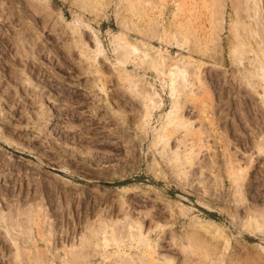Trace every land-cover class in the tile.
I'll return each mask as SVG.
<instances>
[{"label":"rangeland","instance_id":"rangeland-1","mask_svg":"<svg viewBox=\"0 0 264 264\" xmlns=\"http://www.w3.org/2000/svg\"><path fill=\"white\" fill-rule=\"evenodd\" d=\"M249 6L264 24V0H0V264H264V48ZM116 44L138 55L122 63ZM173 66L189 74L187 125L164 127ZM94 228L125 241L103 248Z\"/></svg>","mask_w":264,"mask_h":264},{"label":"bare ground","instance_id":"bare-ground-1","mask_svg":"<svg viewBox=\"0 0 264 264\" xmlns=\"http://www.w3.org/2000/svg\"><path fill=\"white\" fill-rule=\"evenodd\" d=\"M251 2H253V1H251ZM256 6H258L256 3H254ZM252 5V4H251ZM246 7V6H245ZM250 7V6H249ZM259 7H257V9H258ZM247 9V8H246ZM250 9H251V7H250ZM249 9V10H250ZM252 11H251V13H249L248 14V16H246V17H248L249 18V22H250V24H249V26L252 28L251 30L256 34V35H258V37L260 38V41L258 42L257 41V45H259V46H261L262 48H264V24L261 22L262 21V19L260 20L259 18L260 17H258V15H257V10H256V7H253L252 6V9H251ZM261 10V9H260ZM247 11H248V9H247ZM246 12V11H245ZM258 12H261V11H258ZM248 13V12H247ZM248 22V23H249ZM264 22V21H263ZM261 24H262V26H261ZM259 32V33H256V32ZM253 33V34H254ZM254 36V35H253ZM254 37H257V36H254ZM258 38V39H259ZM256 39V38H255ZM95 46H96V50L98 51V53H100L101 51H102V48H101V44L99 43V41L97 40V39H95ZM258 46V47H259ZM260 48V47H259ZM114 51H116L117 52V55H118V58H119V60H121V62L122 63H124V62H127V59H128V55L129 54H131V55H138V50L135 48V47H131L129 50H124V48H123V46L122 45H119V44H116V46H115V48H114ZM260 51V53H263L264 51L263 50H259ZM158 56H160V55H158ZM120 57H121V59H120ZM124 57H125V60H124ZM142 57H143V59H146V63H149V66H152V68H156V69H159L160 68V66L162 67L163 66V64H162V57H158L157 58V56L156 57H154V58H156V59H147L148 58V56H147V53H144V55H142ZM94 58H96V55H94ZM258 71L260 72L261 71V73L263 72V75H264V64H262V63H259V65H258ZM258 73V72H257ZM256 72H254V73H251L250 72V75H252V76H258V74H257ZM262 75V76H263ZM168 76L170 77V97H171V100H172V102H171V108H170V111L166 114V117H167V120H168V122L164 125V127L168 124V123H170V122H174V121H176L179 125H187V123L186 122H184L182 119H181V116L180 115H178V111H180L181 109H182V107H183V105H184V103L182 102V99H179L177 96L181 93H183L184 91H183V88H185V87H187L188 85H189V82H188V77H189V74H188V70H187V67H185V66H183V67H179V66H173V68L171 69H169L168 70ZM262 76H261V79L263 80L264 79V77L262 78ZM137 80V81H136ZM135 81H132V80H130L129 81V85H128V87H129V90L130 91H132V92H140V90H139V87L137 86V82H138V79H136ZM146 82V81H145ZM147 83V85L150 83V82H146ZM152 86V85H151ZM141 89H143L144 90V88L142 87ZM152 89H153V87H152ZM143 90L141 91V92H143ZM140 92V93H141ZM147 92V91H146ZM180 94V95H181ZM185 94V93H184ZM144 95H146V102H145V112H144V116H143V118L144 119H148L150 116H151V113H152V111H153V109H157V108H159V106H160V99H158L159 98V95H158V93H156L155 91H154V89H153V91L152 92H149V93H144ZM179 95V96H180ZM185 96V95H184ZM178 117H180V118H178ZM160 138L161 137H159L158 138V140H160ZM177 160V159H176ZM31 208V207H30ZM28 212V214H26V212L25 213H23V214H26V216L28 217V220L30 221L32 218H34V216H32V215H30L31 213H33V211L32 212H30L31 210H27ZM22 213L20 212V215H21ZM34 215V214H33ZM14 216H15V214H14ZM32 216V217H31ZM5 217V216H4ZM4 217H3V215H1L0 214V218H2V220L4 219ZM38 217V216H37ZM8 218H9V216H8ZM10 218H11V216H10ZM13 218H15V217H12V219ZM43 219V218H42ZM8 220V219H7ZM6 220V221H7ZM17 220V219H16ZM15 221V220H14ZM41 221H44V220H41ZM8 222V221H7ZM10 222V221H9ZM17 222V221H16ZM21 222V221H20ZM34 222V220H32L31 221V223H33ZM24 223V222H23ZM30 223V224H31ZM42 223V222H41ZM8 224V223H7ZM9 224H12V223H9ZM9 224H8V226H9ZM19 224V223H18ZM37 224H38V222H37ZM13 225V228L11 227ZM10 227V229H14L15 230V228L17 227V223H15L14 222V224H12ZM27 225V224H26ZM28 226V225H27ZM25 226V225H23V224H21V231H20V233H21V237L23 236H27V240H20V242H21V245L23 244V248H24V244L25 245H27L28 244V246L30 245V244H32V243H30V241H33V237L32 236H30V234H32V231H31V229H30V227L28 226ZM46 228V227H45ZM18 229V228H17ZM39 229V231H41L40 229L41 228H38ZM101 229V228H100ZM93 230V229H92ZM43 231V230H42ZM46 231H47V229H46ZM48 231H49V229H48ZM6 233L5 234H7L6 236H8L9 237V240L10 241H12L11 243H13L15 246H17V243H16V241H17V238L19 237V236H17V238H16V236L15 235H13V234H11V230H6L5 231ZM18 232V231H17ZM44 232V231H43ZM93 233H92V235L93 236H97L96 234L98 233L99 235H102V238H98V240L97 241H100V239H101V241H102V244H103V248H105L106 246H108V245H110L109 243H110V241H112V242H114L116 245H118L119 246V244L120 243H123L124 241H125V237H126V235L125 234H123V233H120L121 232V230L120 229H111L110 231H106L105 229H101V230H97V229H95L94 228V230L92 231ZM19 233V234H20ZM39 233V232H38ZM42 233V232H41ZM41 233H40V235H41ZM48 233V232H47ZM16 234V233H15ZM50 234H51V231H50ZM107 234H109L110 236H107ZM128 236H129V234H128ZM132 237L134 236L133 234L131 235ZM20 237V238H21ZM47 238V237H46ZM133 239H135L134 237L131 239V240H133ZM28 240H30L29 242H27ZM50 240V239H49ZM100 241V242H101ZM35 242V241H34ZM85 242V241H84ZM30 243V244H29ZM83 243V242H82ZM95 243V242H94ZM33 244H35V243H33ZM32 244V245H33ZM84 244V243H83ZM96 244V243H95ZM31 245V246H32ZM86 245V243L84 244V246ZM97 245V244H96ZM22 247V246H21ZM35 247V246H34ZM25 248H26V246H25ZM29 249H30V246H29ZM82 249H83V246H82ZM78 251V253H76L77 251ZM73 251V250H72ZM75 255H78V254H81L82 253V250L80 249V250H78V249H75ZM67 254V253H66ZM66 254H65V256H66ZM70 254H71V251H70ZM68 255V254H67ZM72 255H74L73 253H72ZM77 257V256H76ZM110 257H111V255H108V256H106V258L105 259H107V260H109L110 259ZM56 258V257H55ZM58 258V257H57ZM56 258V259H57ZM72 258V257H71ZM70 258V256H69V258H66L67 260H64V261H66V263H68V264H72V262H70L69 260H74V257H73V259H71ZM78 258V257H77ZM63 259H65V258H63ZM36 260V259H35ZM37 261V260H36ZM63 261V260H62ZM63 261V262H64ZM112 261V260H111ZM120 260H118V261H116V263H111V264H117V263H119V264H133V261H131V260H129V259H123V260H121V262H119ZM109 263V264H110ZM103 264H105V263H103Z\"/></svg>","mask_w":264,"mask_h":264}]
</instances>
